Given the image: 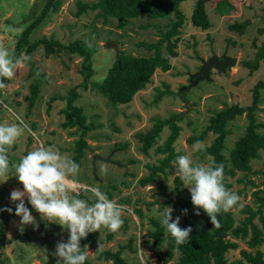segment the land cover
<instances>
[{"label": "rangeland", "instance_id": "374dc122", "mask_svg": "<svg viewBox=\"0 0 264 264\" xmlns=\"http://www.w3.org/2000/svg\"><path fill=\"white\" fill-rule=\"evenodd\" d=\"M77 0H61L58 10L50 12L29 37L30 43L41 38L52 39L65 45L79 41L92 49L90 65L92 76L88 83L84 80L86 69L83 66L84 57L67 49L45 55L43 43L39 44L27 56L11 80H5L7 87L0 94V123H17L16 116L28 127L14 145L8 148L9 172L0 178V209L12 208L13 212L0 211V264H57L53 255L57 242L67 241L68 231L58 224H50L41 220L40 215L31 208L25 199V205L36 220V225L24 226L19 231L20 217L15 215L16 203L10 200L11 191L23 190L14 176L15 164L23 156L35 150L39 145L37 140L46 147L58 149L61 154L72 158V148L76 140L82 136L88 147L79 159L78 181L88 186L100 187L102 191L110 190L109 199L127 206L131 211H125L122 227L115 233L101 228L95 232V243L89 245L88 236L80 244L83 249L88 245L89 259L93 264H114L113 261H98L94 257L98 244L100 250H117L120 244H126L133 239V248H125L122 252L126 264H176L175 258L162 262L158 260L161 253L142 247L147 233L152 227L150 218L160 222L171 206L173 219L180 216V227L187 220L196 226H203L195 215L192 203L179 209L182 203H170L168 196L177 201L180 196L175 190V169H167L166 174H159L154 182L140 184V179L148 174L147 164L157 163L162 154L156 152V147L162 145L170 130L166 126L157 137L156 143L147 154L140 150L141 143L137 133H145L152 128L155 118L166 119L172 114L181 115L178 125L181 126L178 138L174 142L176 151H184L194 164L208 165L206 160H199L188 144L187 138L198 135L208 125L210 117L222 108L237 103L242 106L253 104V89L258 81L264 80V0H204L210 27L201 30L191 24V15L198 0H184L180 9L185 15L181 27L177 47V55L169 58L171 68L167 71L156 69L146 87L139 90L127 104L110 105L99 90V84L107 74L119 53L124 52L134 56H149L138 43L156 42L160 35L167 31L170 19L150 18L143 15L129 19L124 28L117 26L116 20L110 19L103 23L96 16V10H89L80 16H75ZM93 3L96 0H81ZM44 0H0V46L12 54L15 42L24 30L40 13ZM245 22L242 33L231 30L232 23ZM226 54L235 57L236 62L224 73L211 71L210 81H201L193 87L188 86V74L194 73L201 65L200 58L207 59L213 54ZM24 53V50L22 52ZM21 54V55H22ZM26 55V54H25ZM249 62L247 66L245 62ZM257 68L252 69V65ZM38 85V96L30 106L28 97L31 95V85ZM167 84L169 88L165 86ZM73 88H77L79 96L74 103L83 109L85 123L90 127L84 134L81 128H63L65 115L62 112L67 107V97ZM159 91L163 94L159 98ZM55 98L52 100V98ZM254 110L256 121L264 122V88L259 90V100ZM7 106V107H5ZM8 109H12L9 112ZM248 124L246 113L236 116L228 122L230 131L225 139L223 154L229 156V150L234 142L245 133ZM264 133V128H259ZM215 135L209 133L202 144H210ZM94 155L108 158L110 161L93 160ZM251 173L248 178L256 186L239 182L241 176L231 178L230 191L236 193L240 200L230 211L239 224L248 213L245 205L256 210L259 202L252 196L256 189L264 197V149L258 151V157L250 162ZM106 169V171H102ZM182 189H187L183 185ZM188 190V189H187ZM89 204L95 202L91 193L81 196ZM143 213L142 221L136 210ZM187 213L183 214V210ZM258 223L257 218L254 219ZM237 248L228 251L229 260L241 257V250L251 251L243 240H235ZM165 249V241L162 250ZM264 249V245L260 247ZM250 264V263H245Z\"/></svg>", "mask_w": 264, "mask_h": 264}, {"label": "trees", "instance_id": "16d2710c", "mask_svg": "<svg viewBox=\"0 0 264 264\" xmlns=\"http://www.w3.org/2000/svg\"><path fill=\"white\" fill-rule=\"evenodd\" d=\"M184 0H96L93 3L76 1L75 16H80L82 13L89 10H96V16L102 19L103 23H107L110 19L116 20L119 28H124L127 20L139 18L143 15H149L150 18L170 19L168 29L160 35L159 39L154 43L142 41L139 46L144 47L147 51L152 52L149 56H134L121 52L114 60L111 67L108 69L106 76L99 84L100 93L107 98L110 105L129 103L134 95L146 87L151 81L152 75L156 69L167 71L171 68L169 58L176 56L180 30L185 22V15L180 9V4ZM61 5V0H44L40 9V13L24 30H22L19 38L15 42L13 52L10 56L20 57L23 50L26 55L30 54L39 44L43 43L45 55L50 56L55 52H60L64 49L72 53H77L84 57L83 66L86 69L84 80L89 82L92 76V68L90 65V57L92 49L85 46L79 41H74L70 44H63L52 39L41 38L30 43L29 35L45 17L53 11L58 10ZM204 0H198L195 4L191 15V24L201 30L210 27V21L207 12L204 8ZM246 26L245 22L232 23L229 25L231 30H237L242 33ZM248 66L249 62H245ZM257 68V65H252V69ZM167 89L169 86L165 84ZM264 88V80L257 82L253 89V104L250 106H242L237 103L231 104L222 108L209 119L208 125L198 135H191L187 138L188 144H194L197 141L202 142L211 132L215 135L210 144H204L203 151H195L199 160L208 158V165H223L224 167V185L229 190L231 187L230 179L236 177L238 173L241 176L237 179L244 183V186L250 184L256 186L254 181L248 178L251 173L250 162L258 157V151L264 149V133L259 131V128H264V122H257L254 110L257 107L259 100V90ZM38 85H31V95L28 97L30 106L38 96ZM1 94V89H0ZM163 92L159 91V98ZM79 96L77 88H73L67 97V107L62 111L65 115V121L62 123L63 128L78 127L81 128V134H84L90 127L85 123V115L82 107L76 105L74 101ZM55 98L53 97L52 100ZM246 113L248 124L245 128V133L240 136L234 146L229 150V156L225 157L223 149L225 148V139L230 131L227 127L228 122L234 120L236 116ZM181 115L172 114L166 119L155 118L151 129L145 133H137L138 141L141 143L140 150L147 154L149 149L156 143L157 137L160 135L164 127H168L170 132L162 145L156 147V152L163 155L158 158L157 163L147 164L148 174L140 179L141 185L154 182L159 174H166L167 169L173 167V160L178 155H184V151H176L174 142L178 138L181 126L178 122ZM88 143L84 136L81 135L72 148L71 159L75 163H79V159L83 156ZM264 174V171H257ZM183 187L182 182L178 177H175V190L180 195ZM262 189H256L252 192V196L259 202L256 210H253L250 205H245L244 211L248 215L235 225V219L231 211L221 212L217 215L219 227H214L210 218L200 210L198 218L202 221L203 226L198 227L194 223L187 220L182 222L181 228L191 226L193 231L190 234V240L182 245H177L162 223L156 218H150L149 224L152 227L148 231L147 237L143 241L142 248H148L161 252L158 255V260L165 262L175 258V251L178 252L176 264H264V249H260L264 245V197L258 195ZM110 198L111 192L109 189L104 191ZM170 203L177 205L172 197L168 196ZM188 204H191V198H188ZM137 215L142 221L143 213L136 210ZM173 216V214H172ZM257 218L258 223L254 222ZM235 240H243L251 251L242 249L241 257L235 260H229L227 253L229 250L237 248L238 244ZM165 241V249L162 250L163 242ZM89 245L95 243V234L88 235ZM137 251L133 248V239H130L126 244H120L117 250L111 249L95 251L94 257L98 261H113L114 264H126L122 252L125 248ZM85 264H93L89 259Z\"/></svg>", "mask_w": 264, "mask_h": 264}, {"label": "clouds", "instance_id": "9594fccd", "mask_svg": "<svg viewBox=\"0 0 264 264\" xmlns=\"http://www.w3.org/2000/svg\"><path fill=\"white\" fill-rule=\"evenodd\" d=\"M30 57L22 54L20 57L9 55V51L0 46V89H5V80H11L16 71L24 65ZM7 107V106H5ZM9 112L15 116L12 109ZM17 123H0V178L9 172L8 148L16 143L27 129V125L16 116ZM38 147L22 157L18 164L13 165L15 177L22 184L23 190L11 191L10 200L16 203L15 215L20 217L19 231H24L26 225H36V220L25 205V199L30 203L42 221L58 224L68 231L67 241H59L55 246L53 255L57 264H85L89 255V246L81 248V240L86 239L90 233L99 232L101 228L109 232H117L123 225L122 219L125 211H131L127 206L109 199L100 187L88 186L78 181L79 165L71 158L60 153L58 149L46 147L37 140ZM195 151H203L202 142L193 145ZM175 176L179 178L188 189L195 215L200 210L210 218L214 227H219L217 215L229 212L237 205L240 197L226 189L223 165L194 164L188 155H178L173 160ZM106 171V169H102ZM91 193L95 202L89 204L81 196ZM0 211L13 212V209L3 208ZM171 206L161 220L166 233L170 234L177 245L190 240L193 229L191 226L181 228L180 216L173 219ZM187 209L183 210V214ZM102 245L98 244L97 251ZM145 250L140 247L142 254Z\"/></svg>", "mask_w": 264, "mask_h": 264}, {"label": "water", "instance_id": "95a60500", "mask_svg": "<svg viewBox=\"0 0 264 264\" xmlns=\"http://www.w3.org/2000/svg\"><path fill=\"white\" fill-rule=\"evenodd\" d=\"M200 61L201 65L199 66L198 70L194 73L188 74V86H184L180 90L193 87L201 81H210L211 71L213 69L218 73H224L228 67L235 64L236 58L227 55L225 51L220 56L213 54L207 59L200 58ZM93 160L110 161L108 158H104L100 155H94ZM188 198H191L189 191L187 189H181L180 196L176 201L177 204L182 203L179 213L182 212L183 207L187 204Z\"/></svg>", "mask_w": 264, "mask_h": 264}, {"label": "flooded vegetation", "instance_id": "af4514ba", "mask_svg": "<svg viewBox=\"0 0 264 264\" xmlns=\"http://www.w3.org/2000/svg\"><path fill=\"white\" fill-rule=\"evenodd\" d=\"M214 70V69H213ZM216 71V70H215Z\"/></svg>", "mask_w": 264, "mask_h": 264}]
</instances>
